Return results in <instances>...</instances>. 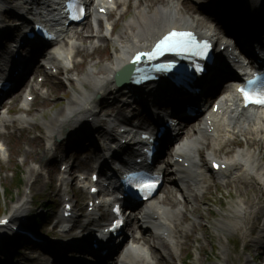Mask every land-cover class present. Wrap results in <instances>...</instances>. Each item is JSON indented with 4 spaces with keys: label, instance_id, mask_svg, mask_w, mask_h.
<instances>
[{
    "label": "rangeland",
    "instance_id": "rangeland-1",
    "mask_svg": "<svg viewBox=\"0 0 264 264\" xmlns=\"http://www.w3.org/2000/svg\"><path fill=\"white\" fill-rule=\"evenodd\" d=\"M21 1L24 0H15V2L11 1L10 3L6 2L4 4L9 11L4 14L0 13V16H2L3 19H6L3 24L5 29L2 34H0V42L3 40L5 34H8L11 31L12 35L13 33L16 35L18 28H15V26L18 22L17 16L19 13L27 17H31V15L20 5ZM172 1L181 8V11H183L186 18L191 20L194 19L195 21L204 16L200 15L199 7L196 12H191L189 10L191 6H197V3L204 8L209 5L214 6L216 9L212 10L223 13L224 16L215 17L216 22L213 20H211L212 22L207 20L209 22H206L207 24L205 23L206 25L204 24L202 27L205 28L213 25L216 29H218L217 32L220 35L227 31L224 27V24L227 23L228 20V18L225 17L227 8L224 7L220 0ZM153 2H155V0H153ZM240 2L241 0H230L229 5L238 6ZM141 4L143 5L141 6ZM141 4H139V0H132L131 7L125 15H123V11L121 10L118 11L113 18H111L113 23L118 21V30L115 32L113 38L118 39L124 27L134 18H140L143 17V15L145 16L144 10H146L147 4ZM165 5V3H156L155 5H152L151 12H154L156 9L159 10V8ZM147 10L150 9L147 8ZM212 10L208 11L210 17L214 16L212 14L215 13ZM92 20L93 19L89 17L85 24L79 29V33L76 34L79 35L78 37L80 38V40L79 38L77 39L80 41V47L83 46L84 48L89 43L88 46H91L90 55L85 56L87 53L86 51L80 52V57L76 59L78 66L75 70L69 73H62L57 77L47 76L45 82L42 84H39L37 80L39 77L46 76L44 71L38 73L35 77L34 84L36 83L40 85V89L36 93V99L30 105V107L33 108L34 115L36 116L34 119L35 123L18 121L8 129H5L0 125V140L2 139L6 142L10 153L9 156L5 158L0 155V159H2L0 160V189L3 194L2 211L0 216L3 214L11 215L13 208L17 205V202L22 199L31 201L28 203V210L25 211L24 214L25 220L21 222H25L26 224L27 220L34 216V213L35 215H42L44 223L41 229V234L47 241V244L43 245L37 243L29 244L25 241L21 246H19L21 253L17 255V258L12 259L8 256V254H10L13 249L8 248V243L12 239H15L16 235H5L0 238V245H3L4 247L0 250V264H43L53 256L58 258L57 264H61L62 262L65 263L63 261L65 258H71V255L69 254L70 251L66 248L68 245L66 246V244L71 241V243H78L81 239H86V235L89 233V226H87V229H85L82 234L79 231H76L77 229L67 234L59 231L56 220L63 193L61 192V189L57 191L58 188L56 187V184L61 179L58 169L59 165L63 161H66V164L72 165V171H70V176L72 178L71 190L77 200L76 208L79 209L77 210L79 218H74V220H76L75 222L80 221V223L84 225L89 218H86V216L83 215L85 208L82 210L79 208L82 203L77 192L80 191H78L75 182L73 181V177L78 171L80 172L84 169H92L91 162H93L96 157L98 158L95 161L99 160L101 155V153H97L100 152L99 147H95L97 144L101 145L102 141L99 138H96L94 129L91 127L86 131L81 130L78 132L81 134L77 136H82L83 139L70 141L68 139L69 136L73 135L78 130L71 129L68 136L66 133V135L64 134L58 140L52 141L54 148L57 146L58 149L55 151L53 148L50 152L47 149V146L49 145L47 131H50L52 119L63 113L65 108L69 105L70 100L74 98L79 90L90 92L91 87L88 85L87 88H83L81 80L91 71H100L101 66H108L109 63H111L118 55L119 45H117L115 41L107 40V42H102L98 39H93L92 42L84 44L81 42V37H87L91 30L94 32ZM101 25V33H103L105 30V23H101ZM96 46H98V48ZM93 47L97 48V50L94 49V53L91 49ZM0 53H2V49H0ZM93 60L99 61V64L94 66ZM77 77L80 80H76ZM22 101L23 89L20 88L13 90L5 99V106L11 107L13 112H15L11 116L7 115L9 120L17 119L27 113L22 110ZM141 102L133 98L129 101L131 104H127L123 111L127 114L141 112L143 108ZM118 104L120 103L118 102ZM118 104H115V108H118L116 107ZM120 105H122V103ZM106 112L107 110L105 113ZM145 116L148 115L146 113L143 115V124L147 126L149 125L150 119ZM140 121L142 122L141 119ZM99 125L103 126L102 124ZM21 127L23 130L20 129ZM85 132H88V135L84 136V134H86ZM193 132L195 131L192 130V133ZM194 134H196L194 136L195 138H200L199 133L198 135L196 132ZM84 139L90 140V144ZM93 142L96 144L92 145ZM218 147H220V145H213L211 148L209 145L205 149L203 154L204 161H201V159L199 160L201 164H206L205 168H203L204 171L208 169V157L211 154L218 155L221 158H232L235 152L244 149L254 155L253 157H259L257 148L246 144L244 142V137L242 136L224 146L222 151H218ZM48 151L50 153L47 158L45 153ZM64 152H66V154H64ZM53 155L55 158L51 160L50 157ZM61 156H63L66 160L61 159ZM36 157H39V159H36ZM259 161L264 167V162L261 160ZM18 170L23 172L24 175L23 184L20 186L13 184L14 176ZM34 170L38 171L41 175L37 177ZM207 178L208 185L212 184V186L208 192L206 190V196L203 197L200 202H193V204L187 205V208H191V210H188L187 219L184 222V228L190 237L186 240V246L183 250V254L177 253L173 258L168 255V264H264V256L261 255V250L254 247L250 248L248 246L250 243L249 240L251 239L257 241V244L261 245L259 237L263 234L261 230L264 228V206L262 204H260L262 205V212H260L258 217L255 218L253 213L252 220H255L252 224L246 222L245 220H239L238 225L240 227L235 231H229L228 234L218 230L216 226L227 219L225 216L229 217L236 213L240 214L239 211L242 209V201L245 199L244 193H246V196H250V198L255 197L257 194L256 184L251 185V187L249 186L248 188L244 186V188H237L236 186L233 188H227L223 184L225 182L224 179L214 177L211 173L207 175ZM168 180L170 182H168L162 189L158 199H166L169 195L173 194L179 200L178 210H185L181 188L173 183L174 179L171 178V176L168 177ZM68 182L69 181H67V183ZM6 188L11 189V194L7 195L5 193ZM46 202L52 204L51 209L46 208V205H44ZM165 205L166 207L168 206V208L170 207L167 202ZM196 207L201 208L200 213L193 212V209ZM18 219L20 220V215L18 216ZM222 226L228 228L225 225ZM250 226L254 228L249 232L247 227ZM194 227H196V229H194ZM129 234H132V232L129 231ZM59 242H63V244ZM164 252L167 254L166 250H164ZM43 253L47 254L44 256L42 255ZM188 257H190V259H188Z\"/></svg>",
    "mask_w": 264,
    "mask_h": 264
},
{
    "label": "bare ground",
    "instance_id": "bare-ground-1",
    "mask_svg": "<svg viewBox=\"0 0 264 264\" xmlns=\"http://www.w3.org/2000/svg\"><path fill=\"white\" fill-rule=\"evenodd\" d=\"M6 0H1L0 3H4ZM9 2L15 0H8ZM141 3H146V8L152 9V5H155L156 3H165L167 6L163 8L156 9L154 12H149L143 15V17H136L134 18L129 24H127L123 31L121 32L120 36L118 39H116L117 45H119L118 49V55L114 58L113 62V67L112 65H106V66H101L100 71H91L85 78L81 80V84L83 88L91 87L90 92L89 91H83L79 90L77 94L70 100L69 105L65 108L62 114L54 117L51 121L54 126L52 127L51 131L49 133L54 134V130L56 127H62L63 130H67L69 128H74L77 126L79 123L82 121L80 120L81 116L84 118L85 115H88L90 117H93L94 120L99 118L101 116V109H111L113 108L116 110L115 114L106 112V114L102 115L104 116V119H102V122H107L110 121L111 118L117 119L118 122L122 123L120 126H125L129 125L130 119L126 118L124 113L122 112V107L118 104L121 102L120 99L124 101H129L130 99H148L149 103H153V100H155V104L160 102L159 100L162 101L164 98L170 97L172 94L175 93V89L173 86L169 83L166 82L165 80L158 82V83H153L149 84L147 86L133 89V88H119L115 87V83L112 80V74L114 67H120L124 63V58L127 56V54L134 49H138L144 45L150 44L153 39L159 37L161 34H163L169 27L177 24V25H191L195 27L197 30H199L203 34H208V35H213L215 32L213 29H208L203 28L202 26L208 22L209 18L213 21L216 20L215 17H223L224 14L220 12H216L215 10H212L213 13L212 17L208 14V11H211V9L207 7H202L200 4L197 3V6H191L189 10L191 12H196L198 10V7L200 9V14H202L204 17L198 19L196 22L191 21L188 18H180L177 20L176 18H173L172 15L175 14V11H177V8L174 6V3L172 0H140ZM221 3L224 5V7L227 8L225 12V17L228 19H232L230 21L236 22L234 19H239L240 15L243 14L242 12V3H245L249 5L250 7L248 8L247 11L253 10L252 13H250L249 20L253 22L256 25V22L259 21L260 24L263 23L264 21V0H244V2H240V6H234V5H229L230 0H220ZM26 3H29L30 8L28 9L29 12L33 13L34 15H39L38 12H36V9L38 6L45 5V7L42 8V12L48 11L49 7H52L54 5L52 0H44L41 3V0H27ZM45 3H48L46 5ZM119 3H122V0L119 1ZM154 3V4H153ZM35 6V9H33ZM196 8V9H195ZM54 9L50 10V13H53ZM241 12V14H240ZM239 13V14H238ZM181 14V13H179ZM209 16V17H207ZM19 19L23 20L24 22H28L26 18H24L22 15H19ZM207 24V23H206ZM205 24V25H206ZM118 22L115 24V28L117 27ZM18 28V25L15 26ZM257 32L261 31L264 32V27H261V25L255 26ZM89 28V25H88ZM91 28V27H90ZM213 31V33H212ZM2 32V30L0 31ZM255 34H258V33ZM74 34H77V30L74 32ZM215 34V33H214ZM79 35H76V38L78 39ZM214 36V35H213ZM93 39H98L102 42H107L109 37L101 35L99 31H90V34H88L87 37H81V42L88 43L92 42ZM80 40V38H79ZM89 44V43H88ZM88 44L83 48L80 47L81 45H75L72 49H69L66 53H80L86 51L85 56L90 55V47ZM97 47V46H96ZM26 48L28 50V46L21 47ZM83 48V49H82ZM98 48V47H97ZM97 48H91L92 52L94 53ZM75 49V50H74ZM95 49V50H94ZM45 53V52H44ZM94 66L96 64H99V61L93 60ZM47 64H54V65H59V61L54 57L53 54H51V57H49V61ZM41 71V69H39ZM25 72L23 71L22 74ZM221 73H219L216 77V80L220 79ZM25 75L20 76L24 77ZM19 81V80H18ZM231 82V81H229ZM21 84L19 82L18 86ZM31 88L33 90H37L36 86L34 84H31ZM218 92V91H216ZM176 94H179L178 91H176ZM173 98V97H172ZM214 98V97H213ZM230 99L231 103L230 105L227 106L228 110H230L228 116L226 117L227 111L224 113L223 118L221 121L226 120L229 123L227 124H221L218 123V126L216 128V131L214 132L215 135L217 134L219 138L209 134L207 137H204L199 139V140H194L191 141L190 143L186 144V149L189 153L192 154L193 158L192 162L194 163L195 169L194 173L195 175H198L201 173V178H202V172L200 171V163L197 161L196 157L194 156L195 149H200L201 155H203V150L205 148H200L201 145H211V142L215 141V145H220L219 150L223 148L224 145L228 144L230 140L226 138L227 134L229 132L231 134H234L235 137L237 136H244L246 138V142L249 146L251 147H256L258 150V155L259 159L264 161V120L262 118H259L255 113L251 112H241L240 109L237 108L235 101L236 98L235 96L230 92ZM166 100V99H165ZM115 104H118L117 109L115 108ZM160 104V103H158ZM226 106H223L225 108ZM109 109V110H110ZM8 110L11 111V107H8ZM31 111V110H30ZM264 115V114H263ZM140 116V114H138ZM5 123V121H4ZM6 124V123H5ZM142 125V123H141ZM200 132H201V127ZM227 128H232L231 131H228ZM98 132L97 134H103L106 133L107 130L101 127L96 128L95 130ZM108 133V132H107ZM189 134V131L187 132ZM206 133V132H205ZM225 135L222 137V135ZM112 135V134H111ZM52 138V136H51ZM102 150L103 146H99ZM58 148L56 147L55 151ZM51 152V151H50ZM49 151L45 153V156L48 158V154L50 153ZM66 154V152H64ZM237 157H244V155L239 154ZM55 156H51L50 159L53 160ZM36 159H39V157H36ZM61 159H64L63 156H61ZM249 167L246 170L245 167H238L236 165L232 166L229 171L223 172L222 175L227 178V182L224 185L225 187L233 188H244V187H251V185H255L257 187V194L255 197L250 198V196L245 195V199H243L242 204L243 207L239 211V213L234 214L233 216H225L227 219L225 221H222L220 224H217V229L220 231H223L224 233H229V231H235L237 230L240 226L238 225L239 220H245L246 222L249 223H254L253 218V213L255 218L258 217L260 212H262L261 206H264V188H262V179L259 178L260 169L256 170L254 167H252V163L250 160L248 161ZM236 169H242V173H239V175L235 176V171ZM247 171V172H246ZM34 173L39 177L41 174L38 173V171L34 170ZM246 174V175H245ZM250 176V180L246 179V176ZM254 183V184H252ZM244 186V187H243ZM211 186H207V192ZM59 191V189L57 190ZM206 192V194H207ZM172 193V192H171ZM206 194L201 195L200 192H196L193 195L192 194H186L184 193V207L185 210H177L174 209L172 212L164 211L162 210V214L166 220H171V222L175 223L177 231V247L183 254V250L186 246V241H182V237H187V239L190 237L189 234L185 233V228H184V222L187 219V213L188 210H191V208H187L188 204H193V202H200L202 201V198L206 196ZM243 194V192H242ZM28 201L26 200H20L17 202V205L13 208L12 212V218L16 219L17 215L20 211H25L27 210V205ZM168 204H171L173 208H176L179 204V200L173 195H169L168 197ZM258 204V205H257ZM262 204V205H260ZM260 205V206H259ZM158 206V205H156ZM259 206V207H258ZM200 207H196L193 209V212H198L200 213L201 211ZM202 218V217H201ZM244 222V221H243ZM247 223V224H249ZM225 225L228 228H225L222 225ZM198 225V224H197ZM195 225V226H197ZM250 225V224H249ZM249 229V232L252 231L254 227L250 226L247 227ZM196 229V227H194ZM247 231V229H246ZM248 232V231H247ZM263 233L259 237V242H261V245L257 244L258 242L255 240H249L248 246L250 248H257L261 250V255L264 256V228L261 230ZM146 234L149 235V237H152V235L149 233V231H146L143 236H146ZM144 239V238H143ZM145 243L150 244V239H144ZM167 248H172L170 255L174 257V248L171 247V243L165 242L164 243ZM118 248V247H117ZM139 247L137 246H132L131 249H129V253L127 255V258H130V263L129 264H168L169 260L166 258L164 253L160 251V247H158L157 244H154L150 250H152V255L154 258V263H150L146 260V258L149 256L144 253L143 250L138 249ZM119 253L123 255L124 249H120ZM146 256V258L144 256ZM66 259V258H65ZM129 260V259H127ZM58 261V260H57ZM55 261L54 264L57 263ZM45 264V263H43ZM102 264V263H99Z\"/></svg>",
    "mask_w": 264,
    "mask_h": 264
},
{
    "label": "snow or ice",
    "instance_id": "snow-or-ice-1",
    "mask_svg": "<svg viewBox=\"0 0 264 264\" xmlns=\"http://www.w3.org/2000/svg\"><path fill=\"white\" fill-rule=\"evenodd\" d=\"M191 43H192L191 33L172 32L160 43V45L157 46L156 53H161L165 49L170 51L175 49H186L191 45ZM205 47H207V45H205ZM156 53H143L142 55L148 56V55H155ZM140 58H141L140 56H137V60H139ZM240 91L244 94L246 100L259 104H264V91L260 92L254 100L251 94L246 92L245 89L241 88ZM142 186H146L148 188L154 187V185L151 184L150 182H145V184Z\"/></svg>",
    "mask_w": 264,
    "mask_h": 264
},
{
    "label": "trees",
    "instance_id": "trees-1",
    "mask_svg": "<svg viewBox=\"0 0 264 264\" xmlns=\"http://www.w3.org/2000/svg\"><path fill=\"white\" fill-rule=\"evenodd\" d=\"M19 181H22V176L21 175H18V182ZM0 203H1V196H0ZM46 206L50 207V205L47 203H45ZM1 208H2V204H0V213H1ZM41 222H42V219L41 217H35L33 220L30 221V226L33 228V229H40V225H41ZM19 242H22L21 239H18V240H14V244L16 243H19Z\"/></svg>",
    "mask_w": 264,
    "mask_h": 264
},
{
    "label": "water",
    "instance_id": "water-1",
    "mask_svg": "<svg viewBox=\"0 0 264 264\" xmlns=\"http://www.w3.org/2000/svg\"><path fill=\"white\" fill-rule=\"evenodd\" d=\"M129 70L131 71V69H129ZM118 83H119L120 85H122V84H124V80L120 78V79L118 80Z\"/></svg>",
    "mask_w": 264,
    "mask_h": 264
}]
</instances>
